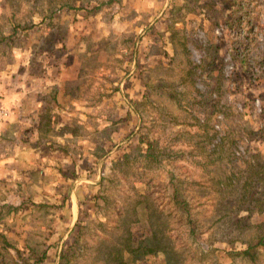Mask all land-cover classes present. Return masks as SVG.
<instances>
[{"label":"rangeland","instance_id":"obj_1","mask_svg":"<svg viewBox=\"0 0 264 264\" xmlns=\"http://www.w3.org/2000/svg\"><path fill=\"white\" fill-rule=\"evenodd\" d=\"M135 13L138 25L129 19ZM149 30L177 32L183 57L166 40L164 58L149 72L143 56ZM182 60L191 71L188 84L179 75ZM65 64L84 72L85 85L77 81L70 89L91 102V144L66 164L56 153L38 161L34 152V168L0 171V235L10 237L12 264L31 261L23 238L34 242L45 234L59 241L47 264H103L96 259L100 243L124 240L126 230L141 251L127 264H166L169 253L179 264H264L263 247L255 260L239 254L264 236V0H0V101L2 87L50 79ZM141 75L152 84L143 86ZM203 101L215 108L205 109ZM135 102L140 120L132 118ZM0 109L8 113L0 120L3 165L18 160L22 146L36 144L31 125L19 134L22 121ZM124 123L130 128L122 129ZM149 143L154 162L145 157ZM124 155L130 161L120 164ZM41 163H50L49 173L38 171ZM60 165L78 177L75 203L45 214L33 199L54 196ZM25 183L39 187L34 198L9 206L8 193L24 194ZM69 244L74 247L62 257Z\"/></svg>","mask_w":264,"mask_h":264},{"label":"crops","instance_id":"obj_2","mask_svg":"<svg viewBox=\"0 0 264 264\" xmlns=\"http://www.w3.org/2000/svg\"><path fill=\"white\" fill-rule=\"evenodd\" d=\"M139 18L140 17L138 16V14L135 13L133 18L129 19L135 21L134 23L138 25V22L140 21ZM137 34L138 33H136V35ZM130 36H132L130 37V40H134V35ZM177 37L178 34L175 31H173L172 33L167 31L156 32L155 30L144 32L143 39L145 40V44L147 45L144 49L143 56L144 59L147 60L146 65L152 67V69L148 68L149 72L153 71L154 68H156L155 65L157 64V60H162L161 55H163L164 58L165 49L163 48V44L166 43V40H168L171 50L172 52H174V55L176 57H183L185 53V44L182 38ZM156 40H159V42H157ZM126 54L127 53H122L121 56H125ZM70 64L61 65V67H59L57 71H55L56 69H54V73L50 79L48 78V75H44L42 79H39L35 82H20L18 86H13V89L10 91L7 87L1 88L5 93L3 95L4 97L2 101H0V106H2V108L6 110L11 111V116H17L13 118L14 120H18L19 118V121H22V123L18 126L19 134H21L25 130H28L27 127L31 125V131L35 136L36 144V146L34 147H32L31 145L22 146L20 148L21 153L18 157V160L4 159L2 163L3 165H0L1 173L5 172L6 170H8L9 173H25V170L34 168L33 166L36 164V162H32L29 160L31 159V155L34 152H37L35 159L38 161L41 158L45 160H53L56 158V153L61 158V163L66 164L69 159L74 161L77 154L85 151L87 140V145L91 144V102L89 99L82 101L79 98H76L75 92L70 89L71 87H78L77 81H82L83 85H85V76L81 78V70L83 72L81 65H79L77 68V65L71 66ZM160 65L161 67H163L161 63ZM187 68L189 67L185 65L183 60L178 63L179 75L184 73L186 74V76L184 75L182 77V79L184 80L181 81H184L185 84L189 83V77H191V71ZM138 81L141 82L145 87H148L152 84L150 81V77H147L145 79V77L142 75L138 78ZM138 98H140L139 95H137V99ZM144 98L146 99L145 95ZM78 103L83 104V109L78 107ZM86 103L89 111H86ZM138 105H140V103L135 102L132 106L131 114L133 120L134 118L140 120L139 113L135 109L138 108ZM78 110H82V113H78ZM79 116L82 117L80 121H77V118H79ZM126 124L127 123L121 124V126L125 125L124 127H122V129L130 128ZM75 126H77V129L75 128ZM105 126L107 127L108 125H103L102 128L104 129ZM11 134L13 133H11L10 131H5V135L7 136V138L12 137ZM128 136L125 139H127ZM76 138H82V140L77 142L75 148L73 146L72 149L69 150V143ZM55 147H57V149H55ZM89 162L91 163V159L90 161L89 159H83L84 165ZM75 166L76 165L74 164L71 170L72 174L74 173ZM77 166L81 167V169L84 171L83 165ZM50 167V163H47L46 165L44 163H41V165H39L38 171L42 172L43 174L46 172L49 173L51 169ZM4 168L5 170H3ZM59 168H62V170H60ZM68 168V165H60L59 167H57V171H54L57 174L56 183L59 184L57 187L59 189L56 192L57 194L55 193L51 199L43 197L41 199L34 200L31 192L39 189V187L36 184H29L28 187H26L25 185H27V183H25L23 184V186H25L27 189H21L23 190L24 194L21 192L17 193L16 191L8 193L9 198L7 199V202L9 206H15L18 204V202L20 203L24 199H26L27 201L29 198L33 199L34 206L38 209H43L45 214L52 212L53 209H62V211L65 212L72 210L73 204L71 203V201L75 203V184L78 180V177H76V175L73 176L72 174L63 172L64 169ZM23 176L24 174H22V177ZM81 178H84V182L91 181L88 177H85L84 174ZM54 185L56 186V184ZM70 186H73L74 190L69 193ZM80 192L81 194L84 193L85 189L81 190ZM78 202L79 201H77L76 203L77 210ZM26 233H29V229H26ZM0 237L2 240V242H0V264H12L14 257L10 255V250H12L9 249L11 248V245L8 241L10 237L5 233H2ZM58 244L59 241H55L54 235L52 234H45L43 236H40L34 242L30 241L28 238H23V246L20 247H23L28 254L30 252L32 258L31 261H28L29 259H27V261H24V259L21 258V264H34L35 260L33 262V258L37 256L35 251H37L38 249H41L39 254L42 253V257L43 254H45L44 258L41 257L42 259L38 260L39 264H47L50 260L48 258H50V256L52 258L57 252L56 250L54 251V249H57ZM51 264H58V262L55 259V263L51 262Z\"/></svg>","mask_w":264,"mask_h":264},{"label":"trees","instance_id":"obj_3","mask_svg":"<svg viewBox=\"0 0 264 264\" xmlns=\"http://www.w3.org/2000/svg\"><path fill=\"white\" fill-rule=\"evenodd\" d=\"M246 15H248V14L246 13ZM243 16H245V14L240 15V17H243ZM241 23H242V21L238 17L236 24L239 25ZM202 103H204L203 107L206 109V106H207L206 104L211 103V102H204L203 101ZM212 104H214V103H211V105ZM214 108H215V104L213 106V109ZM198 122H200V121H198ZM206 123H208V122H206ZM139 139H140V135H139ZM138 151H139V149H138ZM144 151L146 153L145 157H147L149 160H152V162H154V160L157 158V155H156L157 151H156V149H154V144L149 143L147 145L146 149H144ZM140 152H141V150H140ZM138 155H140V154L138 153ZM130 158H131V156L124 155L122 157L121 161H119V162H120V164H125L126 162L130 161ZM86 194L87 193H84V198H87ZM175 196H176V193H175ZM182 207H183V209H185V212H186L185 217H186L187 223L189 225V234L194 235V234H196L195 229L192 225L193 222L190 219L189 212H188V210H186V205L182 204ZM125 236H126V238L124 240L123 239L118 240V241L113 240L110 242L102 241L100 243V249L98 248V250H97L96 259H98L103 264H127L130 261H134V260L138 259L140 257L141 251H139L138 248H136V246H134L133 237L131 236L129 231H127V230L125 231ZM154 238L156 239L157 237H154ZM77 243H78V241H77ZM258 246L264 248V236L260 237V239H258V243L255 246L248 245L247 247H245V249L240 251L239 254L242 255L244 258H248L250 260H255L256 249ZM73 247H72V244H69L67 246V248L62 252L61 256L64 257L65 256L64 254H66L67 251L72 250ZM154 250H156V249H154ZM124 254H127L126 256H128V257L127 258L124 257ZM174 256H175V253H169V257L166 260V264H179L177 260H174ZM44 257H45V254H43L42 258H44ZM68 264H70V263L68 262Z\"/></svg>","mask_w":264,"mask_h":264},{"label":"built area","instance_id":"obj_4","mask_svg":"<svg viewBox=\"0 0 264 264\" xmlns=\"http://www.w3.org/2000/svg\"><path fill=\"white\" fill-rule=\"evenodd\" d=\"M8 113L4 111L3 109H0V120L4 119Z\"/></svg>","mask_w":264,"mask_h":264}]
</instances>
